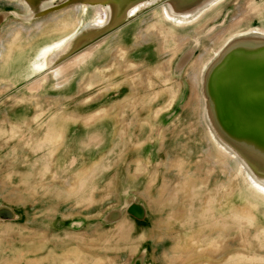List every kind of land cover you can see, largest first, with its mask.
<instances>
[{
    "label": "water",
    "instance_id": "water-1",
    "mask_svg": "<svg viewBox=\"0 0 264 264\" xmlns=\"http://www.w3.org/2000/svg\"><path fill=\"white\" fill-rule=\"evenodd\" d=\"M229 1L0 0V40L6 27L32 28L42 23L39 32L24 30L22 41L7 42L3 47L0 43V139L9 143L15 137L17 110L32 109L33 103L43 99L50 103L59 100L62 110L55 108L37 116L33 111L29 120H56L70 110L69 104L80 107L74 114L81 116L90 114L97 105L99 110L104 104H128L129 120L145 126L140 135L144 148L135 154L130 151L132 160L139 157L140 167L152 173L163 175L169 170L178 174L179 189L192 172L188 191L183 192H189L187 198L203 200L198 202L197 211L209 224V236L238 234L239 244L209 254L210 264H264V252L256 251L258 239L260 246L264 245V193L256 188H264V0H253L249 9L250 14L261 17L240 23L242 26L232 31L238 32L218 48L206 37L224 28L218 23L228 16L227 10L232 11ZM136 9L139 11L134 15ZM100 11L106 15L102 26L94 21ZM166 13L173 20L164 18ZM224 36L217 34L212 42L218 44ZM45 47H51L49 54L38 57ZM189 74H194L203 98L202 122L211 138L210 148L215 150L213 157L203 137L185 135L187 131L192 134L193 125L181 115L187 95L183 86L167 84V95L162 99L161 81H185ZM95 80L101 94L105 90L111 93L103 98L98 92L96 103L82 106L89 98L84 89ZM106 118L104 115L100 121ZM177 133L183 135L176 137ZM210 162L214 167L222 165L223 188L216 195L210 194L211 174L216 171L211 170ZM201 166L207 168L203 183ZM87 182L88 177H82L80 189L74 191L80 203ZM20 210L0 198V222L23 224ZM101 211L98 209L101 216L93 227L92 220L82 216L55 225L58 230L73 232L68 234L72 237L78 236L74 239L77 245L67 247L65 254L73 249L80 253V247L92 243L87 236L97 223L101 227L99 248L106 242L99 239L101 235H110L112 229L119 237L130 235L132 222H144L148 215L145 203L137 201L136 195L130 203L121 195L115 196ZM18 245L22 248L23 240ZM130 250L132 256L126 264H153L148 247L139 250L133 245ZM40 258L33 256L32 261ZM66 262L74 261L66 258ZM80 262L86 261L80 257Z\"/></svg>",
    "mask_w": 264,
    "mask_h": 264
},
{
    "label": "crops",
    "instance_id": "crops-1",
    "mask_svg": "<svg viewBox=\"0 0 264 264\" xmlns=\"http://www.w3.org/2000/svg\"><path fill=\"white\" fill-rule=\"evenodd\" d=\"M84 91L89 98L82 106L96 103L98 92L103 98L111 93L105 90L101 94L96 80ZM49 101L33 103V110H17L13 122L14 129H18L15 137L9 143L6 138L0 139V198L6 205L22 209L19 212L24 216L23 224L0 222V241L23 240L26 261L40 256L42 264H112V256L119 254L120 264H126L129 257L124 261L123 258L132 256L129 252L135 245L139 250L148 247V259L153 264H210L209 254L239 244L235 232L209 236V224L197 211L198 202L203 200L187 198L191 195L183 192L188 191L186 185L192 181V172L185 176L184 187L179 189L178 174L169 170L163 175L152 173L140 167L139 157L132 160L129 152L135 154L144 148L140 135L145 126L129 120L128 104H104L99 110L97 105L87 116L74 114L80 107L69 104L70 110L63 111L56 120H29L33 111L37 116L55 108L62 110L59 100ZM104 115L106 120L100 121ZM12 129L9 125V134ZM38 138L43 141L39 143ZM85 176L88 182L80 203L74 191L80 189L78 183ZM199 176L203 183L207 168L201 166ZM119 195L128 203L136 195L147 209L144 222H132L130 235L119 237L112 229L110 235H101L99 239L106 242L99 248L89 243L80 247V253L73 249L65 254L64 249L62 255L54 248L75 245L69 242L78 237L56 229V224L82 216L92 220L93 227L101 216L98 209H107ZM99 230L97 223L87 236L89 242L97 239ZM80 257L86 262L81 263ZM66 258L74 262H66Z\"/></svg>",
    "mask_w": 264,
    "mask_h": 264
},
{
    "label": "rangeland",
    "instance_id": "rangeland-1",
    "mask_svg": "<svg viewBox=\"0 0 264 264\" xmlns=\"http://www.w3.org/2000/svg\"><path fill=\"white\" fill-rule=\"evenodd\" d=\"M252 1L253 0H230L229 1L230 3L228 4V8H231L232 11L227 10L226 12H228V16L227 15L223 16V18H221V20H219V23H218L220 25H223L224 28H221L218 32H216L212 36H207L206 39L208 41H210V43H212V44L215 43L216 46L219 45L218 48H220L221 45H223L225 43V41L230 38L231 35L238 32V31L232 32V31H234V29L238 28V25L242 26L241 24H243V23H249V19L253 20L255 17H261V16H255L254 13L250 14L249 9H250V4L252 3ZM4 7H7V6H4ZM7 8H9V7H7ZM262 9L264 11V7ZM221 11H223V10H221ZM13 19L19 20V19H16V17H13ZM147 20H149V17L147 18ZM209 21L210 20H208V22ZM212 22H213V19L209 23H212ZM7 28L8 27H6L5 30ZM5 30H4V32H5ZM224 33H225V36L223 38H220V41L217 42L218 44H216V42H212L215 40V36L217 34L218 35L221 34V36H222ZM2 42H3V40H2ZM192 72H194V70L191 71L190 73H192ZM192 75H194V74H191V75L189 74V76H186L185 81H182V80H176L175 81L173 79H171V81H168V82L161 81V87L162 88L160 91L161 92L164 91V92H162V95H163L162 99H164V97L166 98V95H167L166 93L168 91L166 89L167 84L170 87L175 86V87H178L180 89L183 86V88L187 91V95H186V103L181 104V106L183 105L181 108V112L183 111L181 115L183 116V118L185 120H187L189 122V123L187 122L188 124L192 123L191 125H193L192 134L187 131L185 135L189 136V137L193 135V137H197L199 139H200V137H203L205 142H207V147H208L207 149H208L209 156L213 157L215 150L213 148H210L212 145L210 142L211 138H210V135H207L206 128L204 126L205 124H204V122H202V121H204V119H203V112H204L203 98L200 95V89H198V85H196V83L192 79L193 78ZM162 80H164V79H162ZM182 135L183 134H181V133H177L175 136L178 137V136H182ZM177 141L179 142L180 140L177 139ZM180 146L181 145L179 144L178 147H180ZM215 166L216 167H214L212 162H210L211 170H215V169H216V171L218 170L217 172L213 171V174H211L213 177V180L210 179V184H213L210 186V194L211 195H216L218 189L223 188L222 185H220L223 182V180H222V177L220 176L221 171L219 170L220 166H222V165L218 164ZM217 174H219V176ZM215 198H217V196ZM39 230H41V229H39ZM104 230H105V228H104ZM6 240H7V242L0 241V264H42L43 263V261H41V259L36 260L35 262L32 261L33 263L28 262V261H26V263H25L26 257L24 254H26V250L24 249V246H22V248H21L18 245L19 242L21 241V239H19V238L8 239L7 238ZM35 242H40V241L35 240ZM69 243H73V244L77 245V243L74 241L69 242ZM256 243L258 245V247H256L257 253L264 252V245H263V247L260 246L261 243H260L259 239ZM98 245H99L98 239L96 241H92V246L97 247ZM69 246L70 245H68V246H57L56 245V246H54V248L61 251V254L64 255V253H63L64 249H66ZM35 248L36 247L33 248V251ZM70 248H72V246ZM10 250H16V252L14 254H11L12 252ZM113 251H118V249L115 248V249H113ZM129 253H131V250ZM128 257H131V256L128 255L127 257H124L123 261ZM119 260H120L119 254L112 256V261L114 262V264L116 262H119ZM260 260H262V259H260Z\"/></svg>",
    "mask_w": 264,
    "mask_h": 264
},
{
    "label": "bare ground",
    "instance_id": "bare-ground-1",
    "mask_svg": "<svg viewBox=\"0 0 264 264\" xmlns=\"http://www.w3.org/2000/svg\"><path fill=\"white\" fill-rule=\"evenodd\" d=\"M138 11L139 10L136 9L135 11H133V14L135 15ZM105 16L106 15L104 14V12H101V11L100 12H97L96 17L94 19L95 24L96 25H99V26L104 25L106 23ZM164 16H165L164 18H166L167 20H169V19L170 20H173V18L168 13L164 14ZM69 17H70V15H69ZM41 27H42V23H38V24L35 25V27H32V28H29V27L27 28V27L18 26V25H16V26L15 25L14 26H10V27H8L5 30V32H3V34H2L3 37L1 38L0 43L2 44V46H4V44L7 43V42L8 43L11 42V44H14V43H16L18 41H22L24 39L23 36H22L24 30L26 32H28V33H31L34 29L37 30V32H39L40 29H41ZM2 40H3V42H2ZM59 46H61V44ZM50 48L51 47L42 48L39 51V53H38L37 56L38 57H46L49 54V52H50ZM212 161L217 162V160L215 158H212ZM256 188L258 189V191L264 193V188L260 187L259 185L258 186L256 185Z\"/></svg>",
    "mask_w": 264,
    "mask_h": 264
}]
</instances>
